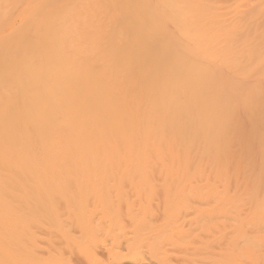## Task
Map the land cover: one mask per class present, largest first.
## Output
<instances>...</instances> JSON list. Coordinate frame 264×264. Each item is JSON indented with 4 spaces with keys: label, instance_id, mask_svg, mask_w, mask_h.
<instances>
[{
    "label": "bare ground",
    "instance_id": "6f19581e",
    "mask_svg": "<svg viewBox=\"0 0 264 264\" xmlns=\"http://www.w3.org/2000/svg\"><path fill=\"white\" fill-rule=\"evenodd\" d=\"M0 264H264V0H0Z\"/></svg>",
    "mask_w": 264,
    "mask_h": 264
}]
</instances>
